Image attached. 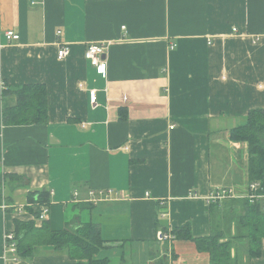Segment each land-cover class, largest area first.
<instances>
[{
  "label": "crops",
  "instance_id": "1",
  "mask_svg": "<svg viewBox=\"0 0 264 264\" xmlns=\"http://www.w3.org/2000/svg\"><path fill=\"white\" fill-rule=\"evenodd\" d=\"M94 43L104 68L84 58ZM58 44L70 48L62 61ZM0 81V177H13L0 190V264H74L51 247L15 262L3 253L15 220L41 226L39 207L24 209L40 190L53 231L99 227L96 259L210 264L173 231L208 237L215 211L229 209L212 218L208 195L248 186V147L230 131L264 110V0H0ZM30 84L46 87L47 124L4 125L12 92ZM158 232L174 239L160 243ZM244 244L232 257L264 264V239L251 261Z\"/></svg>",
  "mask_w": 264,
  "mask_h": 264
},
{
  "label": "trees",
  "instance_id": "2",
  "mask_svg": "<svg viewBox=\"0 0 264 264\" xmlns=\"http://www.w3.org/2000/svg\"><path fill=\"white\" fill-rule=\"evenodd\" d=\"M8 90L4 88L3 93ZM12 93L16 98V104L12 108L3 110L4 125L40 126L47 124V90L44 85H24ZM230 140L247 144L248 182H259L264 188V110H251L244 124L230 131ZM7 178L13 179L11 176L0 177V190L4 185L3 180ZM226 202L229 203V209L221 212L215 211L218 228L212 230L208 237L194 239L189 226L173 231L175 237L192 241L198 251L208 254L210 264H242L237 255L232 257L231 251L236 241L247 243L246 258L249 261L259 258L262 239H264L262 204L260 202L250 204L244 199H232L223 204ZM49 204V191L28 192L24 209L33 213L32 207L48 208ZM235 204L240 207V211L233 210ZM218 206L219 204L211 205L212 218L215 214L213 208ZM33 215L36 219L39 217L37 212ZM13 233L17 240L18 255L22 258H31L39 249L51 247L54 251L64 252L74 264H109L107 259H96L105 241L101 238L99 227L93 223L76 229L66 227L62 231H53L47 220L42 221L39 227L34 221L15 220Z\"/></svg>",
  "mask_w": 264,
  "mask_h": 264
},
{
  "label": "built area",
  "instance_id": "3",
  "mask_svg": "<svg viewBox=\"0 0 264 264\" xmlns=\"http://www.w3.org/2000/svg\"><path fill=\"white\" fill-rule=\"evenodd\" d=\"M124 29V28H123ZM58 35L60 32L57 33ZM5 37L8 42H17L20 37L13 31H7ZM105 47L100 43L90 44L84 52L85 60L89 61L90 64L96 68H104L105 63L103 61ZM70 55V48L68 45L58 44L57 58L62 61ZM4 88L3 82L0 81V89ZM90 103L95 104L96 102V92L91 91L90 94ZM74 195H76L74 193ZM94 193L90 192V196L93 197ZM100 197H110L111 191H107L106 194L102 192L99 193ZM232 199H244L247 200L250 204L260 202L262 204V210L264 211V188L261 187L259 182L248 183V186L243 193H237L233 188H225L215 192H212L206 198L207 203L211 204H222L225 201ZM39 215L37 218L38 221L42 222L48 219V208L39 207L36 211ZM174 238L168 233L158 232L156 234V240L160 243L170 242ZM3 253L9 255L12 258V261H17L18 257V248L17 240L14 236V233L8 232L3 236L2 244Z\"/></svg>",
  "mask_w": 264,
  "mask_h": 264
},
{
  "label": "rangeland",
  "instance_id": "4",
  "mask_svg": "<svg viewBox=\"0 0 264 264\" xmlns=\"http://www.w3.org/2000/svg\"><path fill=\"white\" fill-rule=\"evenodd\" d=\"M222 225H223V224H222ZM224 229H227V228H224ZM244 245L246 246V245H247V243L245 242V244H244ZM244 245H243V246H244ZM245 248H246V247H245ZM241 251H242V250H241ZM245 255H246V251H245Z\"/></svg>",
  "mask_w": 264,
  "mask_h": 264
}]
</instances>
